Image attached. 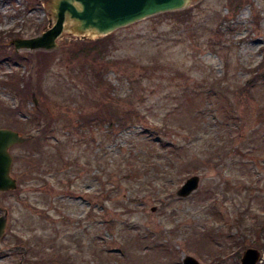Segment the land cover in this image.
<instances>
[{
    "label": "rangeland",
    "instance_id": "1",
    "mask_svg": "<svg viewBox=\"0 0 264 264\" xmlns=\"http://www.w3.org/2000/svg\"><path fill=\"white\" fill-rule=\"evenodd\" d=\"M53 5L0 0V49L52 25ZM184 9L186 16L154 15L111 33L110 53L95 64L107 90L93 86L90 60H69L74 42L97 38L75 32L72 21L46 57L40 93L34 61L0 60V127L41 136L42 119L31 128L15 121L35 113L33 94L52 120L35 164L13 161L17 187L0 192L7 212L0 264L20 261L23 249V264H97L94 239L120 264H182L187 255L200 264H240L247 247L258 248L257 228L247 226L264 220V80L249 90L243 84L264 63V0H190ZM9 74L10 86L3 85ZM28 80L31 93L22 94ZM102 108L131 111L139 121L124 130L79 129L78 120ZM163 122L162 137L182 146L178 168L159 175L156 191L132 199L140 179L128 174L123 154L138 149L131 137L139 125ZM18 146L12 156L29 155ZM53 153L63 161L58 169ZM192 175L200 178L197 190L177 196Z\"/></svg>",
    "mask_w": 264,
    "mask_h": 264
},
{
    "label": "trees",
    "instance_id": "2",
    "mask_svg": "<svg viewBox=\"0 0 264 264\" xmlns=\"http://www.w3.org/2000/svg\"><path fill=\"white\" fill-rule=\"evenodd\" d=\"M241 2V0H239ZM188 9H182L178 11H171V12H163L160 14L155 15L162 16V15H170V16H186L188 15ZM112 34H107L105 36L97 37L93 40H77L74 42L73 48L68 49V57L69 60H76L79 58H84L85 60H90V70L91 75H97V80L90 79L93 86L97 87L100 85H105V89L107 88V81L104 78L103 71L95 66V64H98L101 60L105 59V57L108 56L110 53V46L112 43L111 39ZM109 39L107 42L106 40ZM54 51H43V50H37L33 54L30 52H25L22 54L17 53L14 48L11 46L8 48V50H5V48L0 49V60H6L9 63H20L25 61H34L36 66V90L40 93L41 91V83L43 80V74L46 71V57L53 54ZM264 60V59H263ZM264 67L263 61L261 64L254 68L251 71L250 77L246 80V82L243 84V88L248 89L251 86H253V83L264 80V73L262 70ZM14 75L9 74L5 78V81H3V85L10 86V83L7 81L13 80ZM94 81V82H93ZM256 84V83H255ZM254 84V85H255ZM24 93L22 94H30L32 90V84L28 80V82L24 83ZM107 90V89H106ZM105 90V91H106ZM249 90V89H248ZM11 93L14 96H20V92L14 91L11 89ZM42 106V104H41ZM41 107H34L35 113L29 114L28 118L26 120H15L16 122H19L20 125H23V127H29L37 126L39 125V122H44V127L42 128L39 137H35L27 142H24L22 144H19L18 147L29 149V155L26 157L19 156L18 154L13 156L14 163H18L19 160H25L28 164H35V155L37 156L38 153L42 149V140L46 138L51 131V125L52 120L48 110L43 109L40 110ZM44 112H47V115L44 114ZM119 112L115 111L114 109H107L102 108L98 113L97 112H90L88 117L81 118L82 120H78V127L80 130L84 131L85 129L92 128L93 126H101L106 125L109 129L117 128L119 130H124L127 127H129V123H136L139 120H134V116L131 114V111H124L120 114ZM133 118V120H128L129 118ZM22 121V122H21ZM168 123L163 122L162 126L160 127H150V126H142L139 125V127L136 130V133L131 137V140L133 138L132 144L138 146V149L135 150H129L123 154L124 159V165L128 168V174H132L133 176L140 179L139 183V190L134 189L135 191L134 195L131 197L132 199H138L140 195L148 190L149 188H152L153 191H156V186H153L154 182L159 185V180L161 179L162 175L168 174L172 170H176L178 168L177 159L178 156L176 153L179 151L182 146H175L174 144H170L167 142L162 136L165 133V129L167 128ZM86 132V131H85ZM52 153V152H51ZM40 157V156H37ZM50 160L55 163L53 166L54 168L58 169L59 165H62L61 157L55 156V153L51 156ZM27 172H23L25 174H29V169H26ZM32 174V173H31ZM16 176L20 181H22V175L21 172L16 173ZM71 184V183H69ZM169 192L166 188L164 189V193ZM248 230L256 229L255 233L257 234L260 242L258 243L257 247L261 251V253L264 252V220H261L259 218L255 219V222L251 223L250 226H247ZM246 229V231H248ZM245 230V229H244ZM240 231L238 227V232ZM140 241V240H139ZM91 243V250L89 251L93 258L95 260H98L97 264H120L119 258L117 259H111L109 257V253H111L108 250L104 249V246H102L96 239L89 240ZM140 245V243L138 244ZM31 248H29V251ZM53 254L56 255L58 251H61V248L53 247ZM78 253H80L79 250H77ZM119 257L121 258L120 254H122L121 250H119V253L116 251ZM123 254H126L125 252ZM111 255H113L111 253ZM117 262V263H116Z\"/></svg>",
    "mask_w": 264,
    "mask_h": 264
},
{
    "label": "water",
    "instance_id": "3",
    "mask_svg": "<svg viewBox=\"0 0 264 264\" xmlns=\"http://www.w3.org/2000/svg\"><path fill=\"white\" fill-rule=\"evenodd\" d=\"M189 2L190 0H54V23L38 35L14 38L11 43L15 51H52L56 48L57 38L67 22L72 21L74 31L83 37L85 34L99 37L159 13L181 10ZM32 99L34 105L38 106L34 94ZM34 136L33 132L21 134L13 129L0 127V192L11 191L17 187V180L11 175L13 156L10 148ZM199 182L198 175L189 176L176 190V195L182 198L188 197L198 188ZM6 222L7 212L0 207V239L5 231ZM1 251L3 250L0 244ZM23 252L25 253L26 250L23 249ZM260 255L257 248L247 247L242 253L240 264H257ZM23 258L24 254L20 261L13 264H23ZM182 264H200V262L193 256L187 255L183 258Z\"/></svg>",
    "mask_w": 264,
    "mask_h": 264
},
{
    "label": "bare ground",
    "instance_id": "4",
    "mask_svg": "<svg viewBox=\"0 0 264 264\" xmlns=\"http://www.w3.org/2000/svg\"><path fill=\"white\" fill-rule=\"evenodd\" d=\"M66 25L68 26L69 25V22H67Z\"/></svg>",
    "mask_w": 264,
    "mask_h": 264
}]
</instances>
